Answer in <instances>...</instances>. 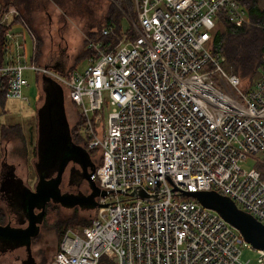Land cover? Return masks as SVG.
Returning <instances> with one entry per match:
<instances>
[{"label":"built area","instance_id":"built-area-1","mask_svg":"<svg viewBox=\"0 0 264 264\" xmlns=\"http://www.w3.org/2000/svg\"><path fill=\"white\" fill-rule=\"evenodd\" d=\"M129 1L137 35L103 27L117 41L86 36L94 56L66 72L37 64L20 10H0V25L18 18L32 39L27 61L21 32H4L5 97L28 101L26 69L50 75L81 116L82 145L102 156L90 178L107 191L97 198L107 205L64 233L49 264H98L103 255L117 264H248L240 246L252 244L183 191L216 190L264 224V43L257 81L243 87L211 48L221 13L252 24L241 0ZM250 158L256 167L242 168ZM135 187L148 197L130 194ZM255 249L262 261L264 249Z\"/></svg>","mask_w":264,"mask_h":264},{"label":"rangeland","instance_id":"rangeland-1","mask_svg":"<svg viewBox=\"0 0 264 264\" xmlns=\"http://www.w3.org/2000/svg\"><path fill=\"white\" fill-rule=\"evenodd\" d=\"M113 1L71 0L64 5L56 0H36V4L41 9L36 13L35 28L34 26L32 28L26 23L36 38V63L50 65L60 59L67 62V67L60 70L75 67L77 69H83L88 63L87 58L84 57L89 55L86 42L87 34L83 26L98 20L97 24L100 23V26H93L92 29L99 32L100 28L105 25L104 19ZM261 5L264 6V0H261ZM120 9L124 13H122L121 21L123 31H127L130 28L129 34L132 33L131 36L137 35L136 26L138 19L137 16L134 17V8H129L127 12H125L126 9ZM37 34H39V39L41 36L40 43ZM28 50L29 46H27ZM30 54L27 56L28 60ZM48 56L50 59L47 60L46 58ZM55 71L59 72V70ZM24 75L28 80V85L25 89V95L28 96V101L7 98L4 104L0 103V170L1 161L7 160L9 163H13L20 178L29 187L34 188L37 182V173L34 167V162L37 159L35 152L38 120L36 107L37 104L38 107L41 106L44 101L43 86H40L43 76L40 72L32 70H25ZM257 78L258 74L254 78L242 79L243 87L248 83L254 86ZM50 80L60 85L56 79L52 78ZM40 96L41 98H39ZM64 96L66 117L69 125L74 127L78 121L79 114L77 115L75 113V106L69 100L66 92H64ZM80 136L81 140L85 142V137L81 134ZM92 156L95 157L94 155ZM260 157L264 160V154H261ZM241 166L249 170L256 167V162L250 158L242 161ZM79 188L82 192H88L89 190L86 182H81ZM63 189H68V187H63ZM71 191L77 192L76 187L72 186ZM4 192V190H0V219L6 221L7 216L3 215L2 208L3 211L5 210L7 212L9 202L5 199ZM95 214V209L80 207L64 208L57 204L48 206L46 219L42 223L41 234L39 236V239L48 247L47 252L50 253L53 250L52 253L48 254V262L51 261L53 255L58 250L61 241L59 232L66 225L64 224L59 227L60 220L66 221L67 218L73 215L79 216L80 219H93ZM79 227L80 225L76 224L70 228L78 229ZM240 248L242 251V260L248 261V264H264V259L262 261L258 260L259 254L254 247L241 244ZM19 253L20 250H17L14 255L7 254L2 264H19L14 258Z\"/></svg>","mask_w":264,"mask_h":264},{"label":"water","instance_id":"water-1","mask_svg":"<svg viewBox=\"0 0 264 264\" xmlns=\"http://www.w3.org/2000/svg\"><path fill=\"white\" fill-rule=\"evenodd\" d=\"M42 86L44 101L42 107L38 110V117L42 125H48V129L45 132L49 135L51 144H54V146L50 145V143L49 145L46 143L45 146H40L41 158L39 159L40 162L36 164L37 174L40 179L38 187L31 190L19 186L21 191H18L17 197L28 216V225L21 227L10 223H0V238L17 243L28 244L31 238L38 233L39 222L42 220L47 201L53 200L69 207L80 206L93 209L107 205V203H101L97 200L100 196L105 197L107 191L101 189L90 178L96 166L93 163L90 170L88 169L87 165L91 162L88 151L72 142L69 134H58L53 128L55 120L50 116V112L57 108L59 103L61 104L64 96L62 88L46 78ZM69 141L72 144L70 143L69 145ZM70 159L78 160L82 164V176L89 187L87 193L80 190L78 192H62L60 190L59 185L63 171ZM54 169L57 170V174L52 179H49ZM17 179H19L20 183H16L21 185V178ZM129 193L139 197H148V194L141 187H135ZM183 193L185 196L193 197L204 206L219 212L226 221L241 232L247 242L255 248L264 249V224L250 213L240 209L229 196L223 195L216 190H184ZM37 207H41L43 211L36 213L35 208Z\"/></svg>","mask_w":264,"mask_h":264},{"label":"trees","instance_id":"trees-1","mask_svg":"<svg viewBox=\"0 0 264 264\" xmlns=\"http://www.w3.org/2000/svg\"><path fill=\"white\" fill-rule=\"evenodd\" d=\"M1 8L7 5H14L20 10L24 21L29 24L32 28L35 26L36 13L40 11V6L36 4V0H0ZM59 3L67 4L71 0H56ZM79 1V0H77ZM245 6L247 15L252 21V24H238L228 20L225 14H220L218 23L216 24L211 40V48L215 52H220L225 56L226 69L230 72H234L240 76L241 79L254 78L262 64V46L264 43V6L261 5V0H241ZM120 8L126 9L132 8L131 3L128 0H114L111 2V6L105 16L104 23L102 27L113 26L114 32L117 35H121L122 29V11ZM124 14V13H123ZM134 17L135 12L133 11ZM98 20L93 23L85 24L84 30L87 34L86 36L97 42H102L103 45L108 46V44L113 45L117 41V36L109 35L104 36L101 33L93 30V26H100ZM8 25H0V62L4 60L3 56V35L6 29L10 27ZM130 28L127 30L129 34ZM99 33V34H98ZM132 33L129 35L131 36ZM38 40L39 39V35ZM132 37V36H131ZM109 45V46H110ZM88 56L84 58L94 56L92 49L87 48ZM75 68H67L66 70H59L60 72H66L69 70H74ZM250 84V83H248ZM5 86L6 79L4 76L0 75V103L4 104L5 97ZM82 123L81 116L79 115L78 121L74 127H72V137L74 140L81 141V136L78 131L79 125ZM90 154L94 155L93 161L95 166L99 165L102 161V156L98 148L89 149ZM97 208H95L96 211ZM47 214V210H46ZM92 222V219H80L79 216L73 215L67 218L66 221L60 220V226L66 224L63 230L59 232L61 238L64 233L73 225H80V227L87 226ZM59 249V247H58ZM50 263V262H49ZM98 264H117L114 259L107 255H103Z\"/></svg>","mask_w":264,"mask_h":264},{"label":"flooded vegetation","instance_id":"flooded-vegetation-1","mask_svg":"<svg viewBox=\"0 0 264 264\" xmlns=\"http://www.w3.org/2000/svg\"><path fill=\"white\" fill-rule=\"evenodd\" d=\"M64 97L65 96H63L61 104L59 103L57 107L58 109L55 108L50 112V116L55 120L53 128L58 134H63V133L69 134L72 142L84 148V146L82 145L83 144L82 141L74 140V138L72 137V132H71L72 127L69 125L68 119L66 117ZM42 105L38 107V104H37V107H36L37 108L36 113H37V119H38L37 129H36L37 140L35 143V152H36L37 159L34 162L36 173H37L36 164L40 162L39 159L41 158L40 157V146H45L46 143L48 145L50 143V145L54 146V144H51V141H50L51 139L49 135L45 132L48 129V125L47 124L42 125L38 117V110L42 107ZM74 110H75V113L78 115V111L75 107H74ZM70 143L71 142L69 141V145ZM84 149L87 150L86 148ZM87 151L89 153V157L91 160V162L88 163L87 165L88 169L90 170V167L92 166L93 163L95 164V162L93 161L92 154H90L89 150ZM82 170H83L82 164L78 160H75V159L68 160L65 166V169L63 171L62 180L59 185L60 190L62 192H74V191H71V189H72V186H75L78 192V190H81L79 188V185L81 184V182H86V185L88 186L87 181L82 176ZM56 174H57V170L54 169V172L52 173L49 179H52L53 177H55ZM17 178H20V177L16 172V168L14 164L7 162V160L1 161L0 190L5 191L4 197L9 202V208H7V212L5 210L3 211V208H2V213L4 216H7V219L6 221H4L3 219H0V223L2 224L10 223L11 225H14V226L25 227L28 225L29 220H28V216L26 214V211L22 203H20L18 200V197H17L18 191H21L20 187H26L27 189H31V190L36 189L38 187L40 179L37 174V182L35 183L34 188H31L22 178L20 180L21 185L16 183V182H19V179ZM63 187L64 188L68 187V189H63ZM56 204L64 208L80 207V206L69 207L61 203H58L56 201L50 200V201H47L44 211L41 207L35 208L36 213L43 211L42 220L39 222L38 233L31 238L30 243L28 244L17 243V242L5 240L4 238H0V264H2V262L5 261V257L7 254L14 255L17 250H20V253L15 255L14 258L16 262H18L19 264H48L49 263L48 254L52 253L53 250L50 251V253H48L47 252L48 247L45 246L44 242H42L39 239V236L41 234L42 223L46 219V210L48 206L56 205ZM88 209H93V208H88Z\"/></svg>","mask_w":264,"mask_h":264},{"label":"crops","instance_id":"crops-1","mask_svg":"<svg viewBox=\"0 0 264 264\" xmlns=\"http://www.w3.org/2000/svg\"><path fill=\"white\" fill-rule=\"evenodd\" d=\"M2 3H1V1H0V7L2 6L1 5ZM8 6V5H7ZM14 6V5H13ZM16 7V6H15ZM18 8V7H17ZM21 13V12H20ZM10 29H13L14 31H18V32H21V34H22V36H20V39H21V41L23 42V52H24V55H25V57L27 58V56L29 55V53H31L30 54V60H28L27 59V61H31V55H32V51H31V45H32V39H31V37H30V35L28 34V32H27V30H26V28H25V26L20 22V20L17 18V19H13V20H11V24H10V27H9ZM34 28H35V26H34ZM39 35V34H38ZM40 41H41V36H40V40H39V43H40ZM27 46H29V50L27 51ZM47 60L48 59H50V57L48 56V58H46ZM35 62H36V60H35ZM38 63V62H37ZM39 64V63H38ZM39 65H43V66H46V67H49V68H59V69H55V70H60V69H62V68H66L67 67V62L64 60V61H62V60H60V59H58L56 62H53L52 64H39ZM26 70H30V69H26ZM33 71V70H32ZM42 76H43V80H41V87H42V84H43V82H44V79L46 78V79H52L51 77H50V75H47V74H42ZM53 82H55V81H53ZM56 83V82H55ZM60 84V83H59ZM27 87V86H26ZM26 87H25V89H26ZM40 87V88H41ZM60 87L62 88V91H63V93L65 92V88L60 84ZM25 91V90H24ZM39 98H41V96L39 97ZM7 99V98H6ZM39 102V101H38ZM20 177V176H19Z\"/></svg>","mask_w":264,"mask_h":264}]
</instances>
